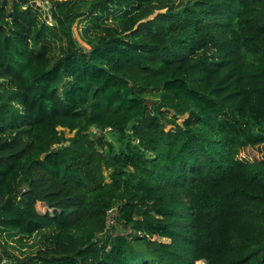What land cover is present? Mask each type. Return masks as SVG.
I'll return each mask as SVG.
<instances>
[{"label":"trees","instance_id":"trees-1","mask_svg":"<svg viewBox=\"0 0 264 264\" xmlns=\"http://www.w3.org/2000/svg\"><path fill=\"white\" fill-rule=\"evenodd\" d=\"M31 1L0 0V264H264V0Z\"/></svg>","mask_w":264,"mask_h":264},{"label":"rangeland","instance_id":"rangeland-1","mask_svg":"<svg viewBox=\"0 0 264 264\" xmlns=\"http://www.w3.org/2000/svg\"><path fill=\"white\" fill-rule=\"evenodd\" d=\"M38 4L42 5V2L36 0ZM80 1V0H78ZM94 0H85V3H83L81 5V10H87L88 5L93 2ZM174 1V0H172ZM178 1V0H177ZM126 7H128V4L126 3H122L121 7H113L112 9H110V13L106 14L103 13L100 15L99 20H104L106 23H113L114 22V17L116 15H118L119 13H121ZM95 15H91V19L94 17ZM50 18V16H49ZM90 17L88 18H83L81 20H79L77 23H75L72 27V32H73V37L75 38V40L84 48H88V46L90 45L89 42H92L94 40V38L96 37V35L98 34L97 29L92 25V21H91ZM49 20V19H47ZM182 119H179V121H181ZM64 135L66 137L71 136L72 134L69 133L68 131H64ZM254 151L256 152L257 150L254 149ZM247 152L252 153V151L250 149H248ZM244 154V153H243ZM108 171H104V174L107 175ZM114 226L112 220H109V226ZM115 231H122V228L118 225H116V227H114ZM38 239L41 241L40 239V233L34 234L30 237H27L24 239L22 245H20L18 242H16V237L15 236H7V234L2 235V240L7 244V248L9 250H11L12 252H14L15 254L21 255V253L19 252V249L23 252V253H32L35 251L37 245H38ZM21 246V247H20ZM195 264H204V262L202 260L196 262Z\"/></svg>","mask_w":264,"mask_h":264},{"label":"water","instance_id":"water-1","mask_svg":"<svg viewBox=\"0 0 264 264\" xmlns=\"http://www.w3.org/2000/svg\"><path fill=\"white\" fill-rule=\"evenodd\" d=\"M31 5L40 10V12L43 14L44 19H49V13H48V3L43 2L42 5L38 4L36 0L31 1ZM56 147L52 149V151L55 150Z\"/></svg>","mask_w":264,"mask_h":264}]
</instances>
